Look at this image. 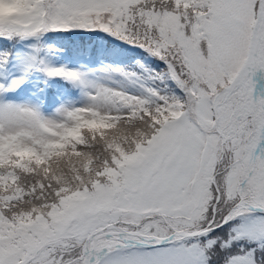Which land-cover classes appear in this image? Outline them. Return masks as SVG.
Instances as JSON below:
<instances>
[{
	"label": "snow or ice",
	"instance_id": "obj_1",
	"mask_svg": "<svg viewBox=\"0 0 264 264\" xmlns=\"http://www.w3.org/2000/svg\"><path fill=\"white\" fill-rule=\"evenodd\" d=\"M0 264H264V0H0Z\"/></svg>",
	"mask_w": 264,
	"mask_h": 264
}]
</instances>
